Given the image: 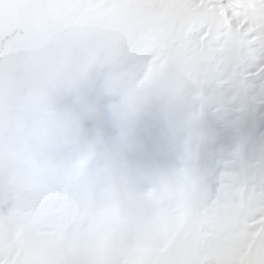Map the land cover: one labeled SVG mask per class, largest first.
Returning a JSON list of instances; mask_svg holds the SVG:
<instances>
[{
	"label": "snow or ice",
	"instance_id": "obj_1",
	"mask_svg": "<svg viewBox=\"0 0 264 264\" xmlns=\"http://www.w3.org/2000/svg\"><path fill=\"white\" fill-rule=\"evenodd\" d=\"M74 0H0V48L19 46L15 14L70 6ZM116 6H119L117 4ZM189 16L149 20L132 39L144 83H163L132 101L134 114L116 148L174 161L152 172L161 207L183 191L195 223L183 242V264H264V0H170ZM152 7L159 10L162 5ZM80 114L111 135L107 101L81 85ZM236 209L228 213L227 209ZM24 239L0 234V264H21Z\"/></svg>",
	"mask_w": 264,
	"mask_h": 264
},
{
	"label": "clouds",
	"instance_id": "obj_2",
	"mask_svg": "<svg viewBox=\"0 0 264 264\" xmlns=\"http://www.w3.org/2000/svg\"><path fill=\"white\" fill-rule=\"evenodd\" d=\"M111 20L83 39L59 33L0 58V234H22L21 264H163L157 218L171 205L151 197L152 172L112 137L133 100L166 85L145 84L133 61L143 24L122 31ZM85 82L107 101L110 136L80 114Z\"/></svg>",
	"mask_w": 264,
	"mask_h": 264
},
{
	"label": "rangeland",
	"instance_id": "obj_3",
	"mask_svg": "<svg viewBox=\"0 0 264 264\" xmlns=\"http://www.w3.org/2000/svg\"><path fill=\"white\" fill-rule=\"evenodd\" d=\"M169 2L170 0H74L67 7L21 11L14 15L11 24L23 25L27 33L26 38L19 46L0 48V58L5 53L32 50L59 33L65 34L69 40L83 39L103 26L107 17H112L110 26L122 31L149 20L164 21L169 18L178 26H182L190 13L183 9L172 11L167 6ZM117 4L119 6H116ZM154 4H160L162 7L155 10L152 7ZM3 28L4 24L0 21V36L3 34ZM129 157L134 163L151 172L163 170L174 163L164 157H141L131 153ZM169 197L175 201V208L161 209L157 218L159 233L164 238L161 255L163 264H183V242L195 220L182 190L170 193ZM226 211L231 214L236 209ZM12 219L18 225L24 223L23 217L19 215L13 214Z\"/></svg>",
	"mask_w": 264,
	"mask_h": 264
},
{
	"label": "bare ground",
	"instance_id": "obj_4",
	"mask_svg": "<svg viewBox=\"0 0 264 264\" xmlns=\"http://www.w3.org/2000/svg\"><path fill=\"white\" fill-rule=\"evenodd\" d=\"M110 1V0H109Z\"/></svg>",
	"mask_w": 264,
	"mask_h": 264
}]
</instances>
